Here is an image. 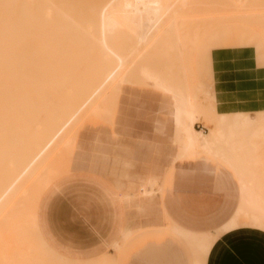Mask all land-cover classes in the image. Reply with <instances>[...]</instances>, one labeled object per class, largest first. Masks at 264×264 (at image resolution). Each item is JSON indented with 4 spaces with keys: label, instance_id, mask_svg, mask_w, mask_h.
I'll return each mask as SVG.
<instances>
[{
    "label": "bare ground",
    "instance_id": "obj_1",
    "mask_svg": "<svg viewBox=\"0 0 264 264\" xmlns=\"http://www.w3.org/2000/svg\"><path fill=\"white\" fill-rule=\"evenodd\" d=\"M168 1L172 2L167 5ZM200 2H203L201 6ZM206 2L209 3V0H199V4L194 0H0V264H110L108 258L96 260L97 263L91 259H70L54 247L43 228L41 209L49 192L70 175L77 134L86 115L112 120V98L115 100L116 92L119 94L129 81L133 83L131 75L139 79L142 77L162 90V94L166 91L165 94H169V99L167 95L162 98L167 99L162 108L166 118L174 124L173 141L179 145L173 160L194 152L212 153L229 160L238 171L244 199L250 202L252 208L243 205L228 227L252 225L264 228V178L259 177L262 175L260 167L263 170L264 164L262 166L261 159H258L260 170L255 171L251 163L239 161L237 152L243 145L241 148L235 145L243 142V131L254 124L258 115L222 112L225 100L207 91V108L203 109L194 96L197 93L193 91L192 84L188 86L187 81L184 84L182 79L179 81L184 85L179 82L174 84L171 82L173 79H167L165 66V74L161 75L160 71L161 74L145 64L146 61L139 65L132 59L139 52L137 48L139 50L140 44H152V40L154 44L165 43L166 48L173 46V49L177 48L175 52L182 55L187 42L195 41L198 25L201 24L199 27L203 29L200 18L203 14L210 12L208 15L213 17L207 20L213 24L223 20L219 14L222 10L209 9L207 6L212 7V1L209 5ZM214 2L217 7L228 5L239 12V8H235L239 3L244 5L247 0ZM170 8L173 10L170 11ZM201 9H206V12L202 14L204 10ZM240 9L244 10V7ZM190 15H199L200 19L196 16L198 23L195 22L196 17L192 19ZM82 45H89L87 49L90 46L94 48V51L88 49L92 51L90 54L94 53V57L87 53L91 57V60L88 58L89 63L86 57H79V60H84L81 62L83 65L76 60L77 49L79 56L82 55L80 49H85ZM73 46L77 49H72ZM144 47L140 48V54L144 53ZM85 52L82 51L84 56ZM75 53L76 56H73ZM144 54L146 56L147 50ZM95 57H98L97 61ZM130 58L131 67L127 62ZM152 58L145 59L150 62ZM86 62L91 66L87 64L84 68ZM93 62L96 66L92 65ZM125 63L130 67L127 71ZM76 64L82 66L80 70L85 73H88V67H93V72L90 70L85 76L78 69L83 78L80 79V74L78 77L76 74L79 68ZM99 64L103 65L97 67ZM180 67L183 71V64ZM142 83L145 81L142 80ZM159 87L165 89L164 92ZM65 91L69 97L64 99ZM161 102L164 104V101ZM202 116L211 125L208 131L195 127L196 120ZM250 130L249 133L254 136H264V122ZM251 151L253 149L247 153ZM258 166L257 162L256 168ZM157 184L158 177L150 175L143 179L141 192H157L161 188ZM124 192L117 187L119 199L124 200L129 195ZM168 226L173 225L169 223ZM177 230L186 237L191 236L203 252L204 259L196 258V264H206L216 235H191V231ZM131 231L121 228L120 234L125 239Z\"/></svg>",
    "mask_w": 264,
    "mask_h": 264
},
{
    "label": "rangeland",
    "instance_id": "obj_2",
    "mask_svg": "<svg viewBox=\"0 0 264 264\" xmlns=\"http://www.w3.org/2000/svg\"><path fill=\"white\" fill-rule=\"evenodd\" d=\"M210 1H212V4L210 3ZM170 2L168 1V3L166 4L169 5ZM194 2L199 4V0L197 1L194 0ZM202 3L200 2L199 5L201 6ZM207 4L208 5L211 4V6L212 5L213 6L210 7L205 4L203 5H205V7L207 6V8L209 9L213 8V10L215 11L219 9L222 10L221 13L219 14L223 16L221 17L223 20H221L219 23H214V24L210 23L212 21H208L210 19L209 17H213V15L209 16L208 14L210 12H208V14L205 15L206 9L205 10L203 9L204 12H202V14L205 13L203 14L204 16L202 14H199L200 16L202 15V17H200L199 15L196 16L198 18L199 17L202 18L201 21H203L202 26L204 30L202 29V27H199L201 26V24L198 25V28L196 29L197 32L195 31L197 35L195 41L187 42L188 46L186 48H183L184 45L181 47V49L183 48L182 51L183 50L185 51V52H181L182 55L179 56L175 52L177 48L174 47L173 49V46H171L172 48L169 46L168 49L166 48L165 43L162 44V42L161 43L156 42L158 46L155 47L156 46V44H154L155 41L152 40L153 46L155 45L154 47L151 46L152 44L150 43L146 44L147 46L145 44L139 45V47L140 46L144 47V45L145 47L151 46L149 49L146 48L147 50L146 56L144 54L146 53V50H144L145 47L142 48V50L144 51V53L142 52L143 55L142 53L140 54L141 52L140 49L141 47H140L139 50L137 48V51L139 52L136 53L135 57L132 58L135 60V62L139 63V65H141V63L144 64L143 61H146L145 64H147L148 66L150 65L151 68L153 69L155 68L158 72L160 71L162 73L161 74L159 72L161 75L165 74L163 72L164 71L163 68L166 67L165 72H167L168 74L166 73L165 75L167 79H169V81L173 79V81L171 82L174 84H176L177 82L182 84L180 82L181 79L182 82H184V84L187 83L188 86L192 84L191 85L192 89L194 88L193 91H196L197 93L194 94V96L198 98L197 100H199L200 106H202L203 109L207 108L205 104L206 102L205 99L207 97L205 91L210 92L212 94L214 93L219 94L218 93L219 91L216 88V78L218 79L220 74L219 71L215 69L214 52L216 49H220V48L234 49L232 55V60L234 61H240L242 59V57H239V53L237 52H240L241 50H247L249 53L247 57H245L243 60H247L246 62L249 63H251L252 60H254V63L256 67L259 69V72L261 71L260 73H262L264 80V20H263L264 0H247V2L244 5H242L243 3H239L235 8V9L239 8V12L238 11L236 12L233 8H230L228 5H225L224 7L219 5L217 7L214 0H209V3ZM245 5L248 6L246 7ZM241 6L244 7V10L240 9L242 8ZM194 7L195 5L193 6V9ZM174 8L175 5H173V9ZM173 9L170 8V11H172ZM242 11H245V13H243ZM169 17H171V15H169ZM195 17L192 16L191 18L193 19ZM197 17L195 19H197ZM203 17L204 19H206V21H208V23L206 21L204 22ZM199 19H197V21L195 22L198 23ZM201 21L199 22L202 23ZM189 27H191V24ZM82 46L85 47L86 49V50L85 49L82 50L83 52L86 51L85 56L82 53L81 49L80 52L82 55L79 56L78 54L79 50L74 46L72 48V49L74 48L77 49L78 53L75 51L78 55L76 60L78 59L80 63L83 62L84 60L82 61V58L81 60H79V57H86L85 59L88 62L89 59L91 60V57H88L87 53L91 56L94 54V53L90 54L92 53V51L88 50L92 48V46H90V48L88 49L87 47H89V45H87V47L85 45ZM158 47L161 50L158 49ZM155 48H157V50ZM92 49L94 51V48ZM163 51L166 52V55L164 54L165 52ZM76 53L73 56H76ZM149 53H154V54L156 53V54L154 55ZM162 54H163V61H162ZM152 55H154L155 57L157 56L156 57L157 59ZM149 56L150 58L153 57L151 61L154 62L151 61L149 62L147 59H145V58H149ZM177 56H179V58ZM137 58H139L140 60ZM177 58L179 60H177ZM97 59L98 57L97 58L95 57L96 61ZM132 59L130 58L129 61L127 62L130 63ZM71 60L73 59L71 58ZM92 60L94 61V58H92ZM181 60L182 62L183 61L185 62L181 63ZM87 62L84 68L87 67V64L89 63ZM135 62L133 64H135ZM93 63L94 64L92 65L96 66L95 62ZM156 63L157 65H155ZM160 64H162V66ZM182 64L184 67L183 71L180 70L182 69L180 67L182 66ZM81 65H83V63H81ZM102 65L99 64V66L97 65V67H101ZM128 65L127 67L125 66L126 71L127 68L129 69L131 67V63L129 65L130 67ZM167 65H169L168 70H167ZM72 66L73 64H71V68ZM76 66L78 67L79 65L76 64ZM80 67L83 68L82 66H79V68L77 69L75 68L76 72L78 69L80 70ZM88 68L89 71L86 70L88 71V73L83 72V70L80 71H82L86 76L87 74L90 73V70L91 72H93V67L91 68L88 67ZM73 69L74 68H72L71 71H73ZM97 69L99 68H96V70ZM126 71L124 73H126ZM184 71L186 72V74ZM181 73L186 76V79L187 78L188 79L186 80L184 75L182 76L183 77L182 78ZM76 74L77 77L80 74L79 75L81 76L80 79H83L81 73L77 72ZM131 74H133V72ZM132 76L133 75H131L130 78L134 80L133 83L132 81L131 82L129 81V83L126 84L124 88L119 91V94L118 92H116L117 94L116 96L114 93L112 94L115 96V100L112 98L113 101L112 104H110L111 107L113 106L112 120L97 118L92 115H86L85 121L80 127L79 132L77 134L76 147H75V151L78 150L80 147V142L82 140L84 143L90 146V144L93 143V137H95L94 140L95 143L100 144L101 139L99 137L105 136L106 144H108V146L111 148L106 151L107 153L104 156H107L109 159H111V161L107 165V168L105 169L103 175L105 174L109 178L111 177V180L113 182L112 183L108 182V180H106V178L104 177L103 179H105V181L113 189L115 195H116L117 187H120L123 192L125 191L124 193L129 194L128 196L125 197L124 200L119 199V197L118 199L121 205L126 206L127 209V221L125 226L122 228H126V229L129 228L132 231L125 239L122 237V234H120L121 236H119V238L115 240L117 241V243H113V246L109 249V251H107L102 255L90 256V257L70 256L66 253L67 251L65 247V240L63 241L61 239V234H59L67 223L66 221L63 220L62 217L61 219L63 220L62 222H64V224L57 223L58 229L55 227V229L57 230L55 234L57 235L59 234V239H54L51 242H53L54 247H56L59 250H62L65 253V255L70 259H82V260L91 259L94 260L96 263H97L96 260H102L104 258H108L110 264H116V263L117 264H195L194 261L196 258H199L201 260L204 259L203 252L198 248L196 242H193L191 236L186 237L180 234L179 232H176L175 230L171 229L168 226L170 223L181 227L180 225L175 223L169 216L168 217L166 216L165 218V216L162 213H160V211H158L159 205L157 202L158 201L157 195L159 191L157 192L155 191L156 193L152 192L150 194L141 192L142 191L141 183L143 182V179H145L150 175L157 176L155 172L160 173V176H157L158 184L156 186L162 187L163 194L165 195L164 202L167 204L168 208L176 216L181 217L182 220H185L186 222H190L195 228L203 229V228L217 227L224 219H226L233 212L234 208L236 207L239 201L238 190L234 183L235 181L232 179L228 170L223 168V166L219 165L216 162L214 165L216 170L213 172L204 170L200 165L199 159H191V160L183 159V160H178L173 165L169 164L171 159V155L169 156V154L175 153L179 148V145L173 141L174 128H175L174 124L172 120H168L166 118L167 117L166 113L163 110L165 107L164 106L165 101L170 98L169 94H165L167 91L164 92L165 89L159 87V89H163L164 92L163 95L161 93L162 90L161 91L158 90L157 86L150 84L146 79L142 77L141 79H139L136 75L134 77ZM142 80L143 82L145 81V83H142ZM137 81H139L140 83ZM178 84L177 86L179 87L180 84L179 85ZM183 88H187V86L186 87L184 86ZM189 90H191L190 87ZM257 93L258 95L264 97L263 91L260 92L258 90ZM66 94L68 93L66 92L65 95ZM166 95H167V99L162 100V98L164 96L166 97ZM66 96H64V99L69 97ZM110 97L108 98L109 102L111 101ZM62 101L65 102V100H63V97H62ZM161 101H164V104ZM162 106L164 107L162 108ZM258 106H259L258 108L254 106L253 109H245L241 107L239 108L237 105H232L229 107L225 102L223 104L224 110H222V112L225 111V113L235 114L237 112H243V113H251L258 115L256 121H254V124L252 123L251 124L252 126L250 125L248 129H245V131H243L242 133L243 142L240 141V143L235 144L240 148L243 145V147L237 152V154L239 155L238 157L239 161L243 160L242 161L243 163H245L246 161L245 164L251 163V166L253 168L255 166L256 169L255 171H257L260 167V161H259L260 159L262 162L261 163L262 166L264 164V155H263L264 136L263 135L254 136L249 133L250 129H251L250 131H253L255 127H257L259 124L264 122V104L262 105L259 104ZM213 112L214 111L212 112L210 111V113ZM199 119L196 120L195 127L198 130H204V131L210 130L211 125L206 123L205 118H203L202 116ZM159 120L160 121L166 120L164 127H161ZM255 122L257 124H255ZM142 136H144L145 139L147 138L146 140L150 141V144L156 146V148L159 149V154H155L153 159L151 160L150 166H152L153 164L154 165L157 164L155 166L156 168L154 169H151L150 167L144 168L142 164H140L129 153H127V151H129L127 145H131L132 147H137L138 145H140ZM110 137H112L114 140L110 139ZM245 140L248 144L245 142ZM260 146H262L263 148ZM261 148L263 149L262 152H261ZM251 149H253V151L247 153V151L248 150L250 151ZM195 154L212 155L220 159L221 161H223L228 165V168L234 173L235 177L239 181V173L236 170V168L232 166L233 164H230L229 160H226L221 156L208 154V153H201V152H194L189 154L188 156ZM255 154H257L256 157ZM247 155L248 157H246ZM257 162L259 165L258 168H256ZM260 169L262 170V167H260ZM261 170L260 172H262V175H260L261 174L260 173L259 177L263 176L262 178H264V168L262 171ZM246 171L249 170L246 169ZM71 174H72V169H71ZM147 186H148L147 188H150L149 185ZM239 191H240V182H239ZM47 198L45 199L44 204H46ZM241 202H242V197L240 191L239 205L241 204ZM243 202L245 207L252 208V205H250V202L247 199L246 200L244 199ZM59 220L60 218L57 221ZM51 222H52L51 225L53 226L54 219H51ZM240 227H255L258 229H262V227L260 228L252 225H242ZM181 228L184 229L186 232L191 231L183 227ZM262 230H264V228ZM215 231L216 230L204 231V232L191 231L192 232L191 235L193 234L201 235L209 232L213 233Z\"/></svg>",
    "mask_w": 264,
    "mask_h": 264
},
{
    "label": "crops",
    "instance_id": "obj_3",
    "mask_svg": "<svg viewBox=\"0 0 264 264\" xmlns=\"http://www.w3.org/2000/svg\"><path fill=\"white\" fill-rule=\"evenodd\" d=\"M233 52L232 48H220L214 52L215 69L220 73L219 78H216V88L220 95L213 93L222 97L229 107L237 105L245 109H253L254 106L258 108L259 104H264V97L257 93L258 90L264 92L263 75L261 71L259 72L254 60L251 63L243 60L249 53L247 50L237 52L239 57H242L240 61L232 60ZM159 123L161 127H164L166 120ZM99 138L101 139L100 144L95 143V137L90 146L83 140L80 142L79 149L74 150L71 158L70 175L49 192L46 204L41 209V222L48 238H52L51 241L59 239V234H61V239L65 240L66 253L70 256L90 257L106 253L113 246L114 241L119 238L121 228L127 221L126 206L121 205L113 189L103 179L104 177L108 182H113L111 177L103 175L111 161L104 155L111 147L106 144L105 136ZM110 139L114 140L112 137ZM144 139L145 137H142L137 147L127 145L129 148L127 153L144 168L154 169L156 165L150 166L151 160L156 153L159 154V149L150 144L147 138ZM174 154H169L171 165L178 160L199 159L201 167L209 172L216 170L215 162L223 166L235 181L239 201L233 212L215 228H195L190 222L176 216L164 202L165 195L162 187L157 195L158 211L191 231L216 230L213 232L216 239L209 250L206 264H264V230L255 227H240L242 225L228 227L244 205L240 178L238 181L228 165L212 155H187L173 160ZM155 174L160 176V173L155 172ZM239 182L242 197L240 205ZM62 217L67 223L57 235L55 227L58 229L57 223L64 224ZM59 218L60 220L57 221ZM51 219H54L53 226ZM172 225L175 228L169 227L176 232H179L177 228L184 230L177 225ZM194 263L196 264V259Z\"/></svg>",
    "mask_w": 264,
    "mask_h": 264
}]
</instances>
